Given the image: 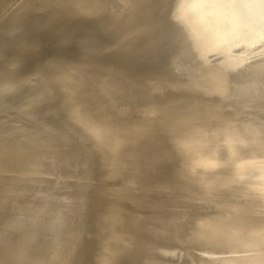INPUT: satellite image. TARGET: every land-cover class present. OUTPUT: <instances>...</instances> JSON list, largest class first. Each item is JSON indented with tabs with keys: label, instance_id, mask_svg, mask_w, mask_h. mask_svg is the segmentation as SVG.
Here are the masks:
<instances>
[{
	"label": "bare ground",
	"instance_id": "obj_1",
	"mask_svg": "<svg viewBox=\"0 0 264 264\" xmlns=\"http://www.w3.org/2000/svg\"><path fill=\"white\" fill-rule=\"evenodd\" d=\"M178 2L0 0V264H223L170 128L264 119V0Z\"/></svg>",
	"mask_w": 264,
	"mask_h": 264
},
{
	"label": "clouds",
	"instance_id": "obj_2",
	"mask_svg": "<svg viewBox=\"0 0 264 264\" xmlns=\"http://www.w3.org/2000/svg\"><path fill=\"white\" fill-rule=\"evenodd\" d=\"M184 0L173 14L182 21ZM189 199L211 210L192 236L227 248L223 264H264V119L188 111L170 128Z\"/></svg>",
	"mask_w": 264,
	"mask_h": 264
},
{
	"label": "rangeland",
	"instance_id": "obj_3",
	"mask_svg": "<svg viewBox=\"0 0 264 264\" xmlns=\"http://www.w3.org/2000/svg\"><path fill=\"white\" fill-rule=\"evenodd\" d=\"M41 56H42V53H41ZM155 105L157 104L155 103ZM121 192H125V191H120V193ZM144 194L142 195L132 194V199L129 202L123 204L126 207L121 206L118 208V209H121L118 211V213L120 214L119 222H121V224L131 226V225H134L135 223H138L140 225L139 219L131 217L130 209L133 208L137 204V202L141 203L145 199ZM135 199H138V200L135 201ZM117 233L122 234V230H118ZM129 249L131 250V248ZM129 249L120 250L114 253L111 257L112 259L110 260V262H107L104 264H129L130 257H131V251H129Z\"/></svg>",
	"mask_w": 264,
	"mask_h": 264
}]
</instances>
